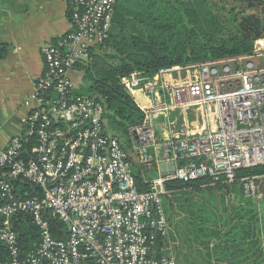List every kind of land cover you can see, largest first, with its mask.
<instances>
[{
	"label": "built area",
	"instance_id": "2783aa9c",
	"mask_svg": "<svg viewBox=\"0 0 264 264\" xmlns=\"http://www.w3.org/2000/svg\"><path fill=\"white\" fill-rule=\"evenodd\" d=\"M116 3L71 0L70 30L42 49L43 73L32 101H24V132L0 148V264H177L165 181L208 176L203 187L230 184L238 168L264 164L260 49L157 72L193 71L195 78L159 85L170 102L139 106L132 153L155 176L145 180L146 190L136 185L124 142L109 127L106 98L79 93L69 74L108 38ZM148 79L134 73L121 83L150 94L156 87ZM195 108L203 120L197 133L170 121V139L160 138L155 121ZM160 162H172L173 173L162 176ZM256 179H241L244 196L258 198ZM25 216L37 239L24 251L13 222Z\"/></svg>",
	"mask_w": 264,
	"mask_h": 264
},
{
	"label": "trees",
	"instance_id": "16d2710c",
	"mask_svg": "<svg viewBox=\"0 0 264 264\" xmlns=\"http://www.w3.org/2000/svg\"><path fill=\"white\" fill-rule=\"evenodd\" d=\"M223 1L117 0L108 38L77 67L88 83L79 93L106 98L109 127L125 139L141 190L148 189L149 177L132 153L130 130L141 123L143 111L121 79L264 49V0H234L240 10ZM5 52L0 44V57ZM248 176L264 178V164L238 168L230 184L203 187L208 176L165 181L170 204L164 198V207L178 264H264V195L262 206L260 199L244 196L241 179ZM13 224L25 251L37 239L35 227L27 216Z\"/></svg>",
	"mask_w": 264,
	"mask_h": 264
},
{
	"label": "crops",
	"instance_id": "0c3cea01",
	"mask_svg": "<svg viewBox=\"0 0 264 264\" xmlns=\"http://www.w3.org/2000/svg\"><path fill=\"white\" fill-rule=\"evenodd\" d=\"M70 2L0 0V44L6 45L4 56L0 57V148L5 147L11 137L24 132L27 112L24 101H32L34 83L43 73L42 49L46 43L55 41L70 30ZM77 72L79 69L69 73L72 80ZM181 72L155 73L148 77V81L156 87L150 94L142 88L127 92L143 109L170 102L171 97L162 94L158 87L163 83L174 85L194 80L193 71ZM75 86L81 87L77 83ZM170 121L184 124L196 133L203 127L199 108L180 110L172 115L165 113L159 121H155L158 135L163 141L170 139Z\"/></svg>",
	"mask_w": 264,
	"mask_h": 264
},
{
	"label": "rangeland",
	"instance_id": "374dc122",
	"mask_svg": "<svg viewBox=\"0 0 264 264\" xmlns=\"http://www.w3.org/2000/svg\"><path fill=\"white\" fill-rule=\"evenodd\" d=\"M223 2H224L228 7H229L230 5H232V4L235 3V4H236V8H237L238 10H240V9H241V6H242L241 3H240L239 1L227 0V1H223ZM247 12H250V10H249V11L247 10ZM81 74H82V72L79 70V72L73 74L72 78H73V80L75 81V83H77L79 86H81V87H85L86 85H88V83H87V81H85L84 79H82ZM110 129H111V128H110ZM111 130H113V129H111ZM113 131H114V130H113ZM121 139L123 140V142L126 143V141H125L124 138L121 137ZM153 176H155V175H153ZM153 176H150V175L148 174V177H153ZM256 182H257V185H258V187H259V196H258L257 199H260V205L262 206V205H263V199H262V196L264 195V178L257 177Z\"/></svg>",
	"mask_w": 264,
	"mask_h": 264
},
{
	"label": "water",
	"instance_id": "95a60500",
	"mask_svg": "<svg viewBox=\"0 0 264 264\" xmlns=\"http://www.w3.org/2000/svg\"><path fill=\"white\" fill-rule=\"evenodd\" d=\"M160 174L162 176H168L173 173V163L172 162H162L159 165ZM164 198L167 200L168 204H170V198L168 196V193L164 195Z\"/></svg>",
	"mask_w": 264,
	"mask_h": 264
},
{
	"label": "bare ground",
	"instance_id": "6f19581e",
	"mask_svg": "<svg viewBox=\"0 0 264 264\" xmlns=\"http://www.w3.org/2000/svg\"><path fill=\"white\" fill-rule=\"evenodd\" d=\"M188 71H182L181 73H187ZM164 76V75H163ZM172 83V82H171Z\"/></svg>",
	"mask_w": 264,
	"mask_h": 264
}]
</instances>
